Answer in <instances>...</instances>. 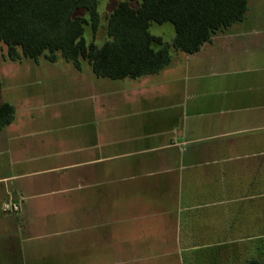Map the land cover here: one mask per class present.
Here are the masks:
<instances>
[{
  "label": "crops",
  "instance_id": "1",
  "mask_svg": "<svg viewBox=\"0 0 264 264\" xmlns=\"http://www.w3.org/2000/svg\"><path fill=\"white\" fill-rule=\"evenodd\" d=\"M171 56L109 82L33 60L0 129V264H264V6Z\"/></svg>",
  "mask_w": 264,
  "mask_h": 264
},
{
  "label": "trees",
  "instance_id": "2",
  "mask_svg": "<svg viewBox=\"0 0 264 264\" xmlns=\"http://www.w3.org/2000/svg\"><path fill=\"white\" fill-rule=\"evenodd\" d=\"M247 3L248 0L120 1L106 18V38L98 44V0H0V44L6 45L12 61L22 57L38 61L44 57L56 62L62 57L80 69L81 60H86L97 77L136 78L157 73L169 64L171 48L197 52L215 30L241 21ZM152 22L173 25L171 43L150 33ZM86 26L90 40L84 36ZM13 117L14 106L0 103V129ZM258 263L257 255L247 260V264Z\"/></svg>",
  "mask_w": 264,
  "mask_h": 264
},
{
  "label": "rangeland",
  "instance_id": "3",
  "mask_svg": "<svg viewBox=\"0 0 264 264\" xmlns=\"http://www.w3.org/2000/svg\"><path fill=\"white\" fill-rule=\"evenodd\" d=\"M120 1L124 0H98L97 9L101 17V26L95 35V41L98 44H100L106 38V18L112 13L114 8L118 5ZM262 1L264 0H249L251 6H255L257 4H259L260 6H264V3L262 4ZM130 3L132 5H136L135 1H130ZM77 12L85 14L83 10H79ZM149 31L153 35L162 37V39L168 43L172 42L175 35L174 27L170 22H164L161 24L152 22L149 27ZM84 36L87 38V40H90L88 26H86ZM175 51L176 50L171 48L172 55L175 53ZM38 61V63L42 64V66L52 63L46 60L44 57H40ZM32 62L33 59L28 57H22L21 59L16 61L10 60L7 54L6 45H4L3 43L0 44V81H2L3 83L2 85H0V103L7 102L10 97L14 96L15 94L20 95L25 90L43 86L42 84H34L33 78L35 77L37 78V80H39V78L42 76H37V71L44 72L45 70L41 68L36 71ZM56 62L57 63L55 65V68H57V70H60V72H63L66 69L70 70L72 69V66H74L71 62L65 61L62 57H59ZM81 64L82 69L85 72L92 71L90 64L86 60H81ZM101 80H104V82H109L110 79L102 78ZM62 83H64V81H62ZM60 92L62 93L64 91ZM52 258H54V256H52ZM60 258L61 256L59 257V259Z\"/></svg>",
  "mask_w": 264,
  "mask_h": 264
}]
</instances>
